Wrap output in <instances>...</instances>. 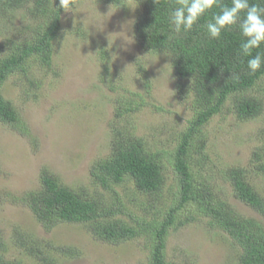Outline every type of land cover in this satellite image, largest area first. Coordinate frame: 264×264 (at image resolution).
<instances>
[{
	"label": "trees",
	"instance_id": "1",
	"mask_svg": "<svg viewBox=\"0 0 264 264\" xmlns=\"http://www.w3.org/2000/svg\"><path fill=\"white\" fill-rule=\"evenodd\" d=\"M98 1L113 6L133 2L139 6L133 35L144 51L168 56L176 92L181 100L188 99L193 116L169 152L152 149L127 125L143 107L144 95L122 96L114 100L109 153L89 166V188H69L44 169L39 187L12 197L11 202L24 205L45 231L68 223L84 226L94 240L105 243L143 238L148 248L147 264H192L187 258L167 259L166 240L170 231L203 217L237 250L233 264H264V224L239 213L227 202L225 193L215 191L200 171L208 160L201 139L203 128L213 117L225 111L238 122H248L263 114L264 101L254 91L264 79V66L255 74L249 73L248 58L238 55V31L225 30L219 40L207 37L203 24L212 13L201 18L187 34L176 35L167 19L177 6L175 0ZM221 2L230 5V0ZM64 11L59 8V0H0V35L6 34L0 42V122L23 136L28 130L17 108L3 96L2 87L8 78L17 75L28 90L35 93L39 89L38 73L47 74L53 69V43ZM16 18L21 24L13 28ZM255 51H264V46L254 50L253 55ZM104 72L108 76L109 67ZM233 75L239 79H233ZM165 158L175 178L171 203L166 206L159 202L165 184ZM224 175L234 199L264 221V197L252 181V175L264 181V143L252 152L248 168L230 166ZM126 182L132 185L131 193L139 194L142 216L126 212L127 199L123 203L115 191ZM135 201L137 197H130L128 203ZM149 211L153 212L151 216ZM10 246L20 250L21 256L9 258ZM76 255L72 248L44 242L19 227H14L7 238L0 231V264H62V257Z\"/></svg>",
	"mask_w": 264,
	"mask_h": 264
},
{
	"label": "rangeland",
	"instance_id": "2",
	"mask_svg": "<svg viewBox=\"0 0 264 264\" xmlns=\"http://www.w3.org/2000/svg\"><path fill=\"white\" fill-rule=\"evenodd\" d=\"M138 12L139 6L133 2L113 6L98 0H72L53 43V69L38 73L39 89L35 93L28 90L17 75L2 87L3 96L17 108L28 135L0 122V231L7 238L14 227H19L44 242L74 249L77 255L62 257V264H147L148 248L143 238L119 244L94 240L80 224L60 223L45 231L24 205L11 202V198L36 190L44 169L69 188H89V166L109 153L114 100L122 96L144 95L143 107L127 125L152 149L169 152L193 116L188 99L181 100L176 92L168 56L146 52L137 43L133 21ZM20 24L16 18L12 25ZM5 36L0 35V42ZM106 67L108 76L104 75ZM254 94L264 101V79ZM201 139L208 155L200 169L206 180L215 191L224 192L227 202L239 213L264 224L259 215L234 199L224 175L230 166L248 168L252 152L263 145L264 102L263 114L248 122H238L231 113L222 111L203 128ZM164 175L159 202L166 206L171 203L175 181L166 158ZM252 181L264 197V181L253 175ZM132 189L129 182L115 187L123 203L127 199L126 212L142 216L139 194L135 196ZM130 197H137V201L128 203ZM152 213L149 211L150 216ZM206 220L202 217L170 231L167 259L233 264L237 250ZM20 256V250L8 248L9 258Z\"/></svg>",
	"mask_w": 264,
	"mask_h": 264
},
{
	"label": "clouds",
	"instance_id": "3",
	"mask_svg": "<svg viewBox=\"0 0 264 264\" xmlns=\"http://www.w3.org/2000/svg\"><path fill=\"white\" fill-rule=\"evenodd\" d=\"M174 7L167 19L172 32L176 35H185L193 26L212 13L211 18L203 24L209 39L219 40L225 30H236L241 37L238 55L246 57L247 69L250 74L259 72L264 66V51L259 50L264 46V0L250 3V0H230L224 4L221 0H175ZM72 0H59V8L67 10L71 7ZM218 8V12H212ZM115 56V55H114ZM116 57V56H115ZM233 79H239L233 75Z\"/></svg>",
	"mask_w": 264,
	"mask_h": 264
}]
</instances>
